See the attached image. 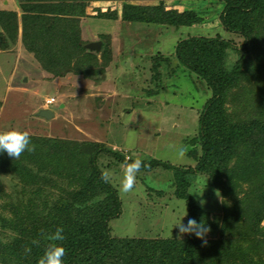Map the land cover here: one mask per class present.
<instances>
[{
    "label": "rangeland",
    "instance_id": "rangeland-1",
    "mask_svg": "<svg viewBox=\"0 0 264 264\" xmlns=\"http://www.w3.org/2000/svg\"><path fill=\"white\" fill-rule=\"evenodd\" d=\"M136 4L156 6L159 1L143 0ZM163 4L166 10H201L204 18L210 19L209 23L204 30L201 26L174 28L125 23L120 18L121 2H90L85 10L86 17L79 20L78 26L75 25V17H67L66 21H57V29L47 26V31L42 32L36 20L23 22V12L17 0H0V13L3 14L0 15V131L15 128L28 131L30 137L104 143L112 151H120L129 157L155 159L172 167H194L196 163L186 155L194 149L188 140L196 135L199 112L210 91L204 90L203 84L195 76L190 75L189 79L179 72L171 74L176 62L172 60L168 64L164 60L174 53L176 43L181 39L204 35L213 37L219 33L221 8L216 3L205 2L200 6L201 3L195 1L174 4L167 0ZM99 8L116 12V20L99 21L91 18ZM224 36L233 41L234 49L240 50L237 52L232 48L228 51L225 66L232 69L238 65L243 73L237 85L225 95L230 121L262 122L264 41L252 38L249 47L243 49L241 37ZM66 40H70L71 47ZM76 40L82 49L72 47L71 43H76ZM97 41L103 47L99 52L85 48L86 44ZM28 45L35 48L43 61L52 56L62 59L61 49L64 48L69 49V53L65 56L63 67L53 61L47 65L50 73L43 69L34 54L27 52L25 47ZM78 64L83 68L78 69ZM154 64L159 66L160 78L155 77ZM164 64L168 67L165 68ZM98 65H106L108 75L102 81H86L78 73L74 74L76 71L83 72L88 66L93 69ZM63 68L70 71L63 77L56 76ZM94 86L103 89L93 92ZM154 89L159 92L154 93ZM149 91L153 93L148 95ZM47 99H54V104L46 106ZM41 109L50 110L53 118L39 117L37 113ZM170 146L182 147L186 152L180 156L176 147ZM252 150L251 145L244 150L239 149L237 156L226 166L219 181L220 189H215L202 176L194 182L192 180L188 191L196 195L198 206L205 210L209 223L220 228L227 217L241 220L246 217L247 201L253 197L255 190H261L260 184H264V161L256 165L255 156H249ZM107 156L108 153L99 158V161H103L100 164L110 163L104 167L113 173L109 182L115 187L119 186L123 170L118 165V168L114 167L112 158ZM246 165L250 167L246 168L244 176L237 177L238 170L241 171ZM31 170L34 185H21L11 179L9 174H0V215L9 217L7 209L17 200L34 198L43 201L37 196L39 193L45 199L43 203L50 205V200L45 198L47 187L51 193L61 194L60 182L56 180V183L45 186L41 178L38 179V171L34 167ZM143 177L138 174L136 178V186L140 187V191L144 190L141 183ZM147 178L148 185H153V182L157 184L156 195L141 198L142 193L138 190L122 191L119 194L123 205L121 215L109 223L111 237L119 240L184 238L187 234L180 236L179 229L173 227L180 222L185 206L182 200L174 196V188L170 184L173 181L171 170L155 169ZM42 186L45 188L42 189ZM182 223L187 225V215ZM228 223L230 225L231 221L228 220ZM258 229L263 236L260 239L264 241V219ZM233 233V230H226L224 234L228 236L225 235L226 240L233 239L229 248L236 249L238 237ZM211 237L208 233L206 241ZM251 241L247 243L251 244Z\"/></svg>",
    "mask_w": 264,
    "mask_h": 264
},
{
    "label": "trees",
    "instance_id": "trees-1",
    "mask_svg": "<svg viewBox=\"0 0 264 264\" xmlns=\"http://www.w3.org/2000/svg\"><path fill=\"white\" fill-rule=\"evenodd\" d=\"M17 1L23 12V22L28 19L36 20V25L40 24L42 32L47 31V26L57 29V21H66L67 17H75V25L78 26L79 20L86 17L85 10L90 2H121L120 18L125 23L174 28L201 26L204 30L210 20L205 19L203 11L198 9H185L181 12L176 9L166 10L163 1L167 0H158L159 4L156 6L136 4L143 0ZM171 1L174 4L195 1L201 3L200 6L205 2L216 3L221 8L218 18L221 28L219 33L213 37L204 35L181 39L176 43L174 53L164 60L168 64L172 60L176 62L171 74L179 72L189 79L190 75L198 78L204 90L210 91V96L199 112L196 135L188 140V144L194 149L186 155L196 163L195 166L172 167L155 159L145 160L139 157L144 165L138 173L145 176L141 178L144 190L140 191L136 184L133 190L140 191L141 198H152L156 195L157 184L153 182L154 187L148 185L147 179L152 178H147V175L159 168L171 170L173 181L170 184L174 188V196L184 203L187 220L194 219L200 223L203 219L211 229V239L205 246L203 241L190 234L175 240L165 237L127 240L112 238L109 223L121 215L123 205L119 194L122 191L120 184L115 187L101 179L104 167L110 163L101 165L103 161H99V158L108 153L107 158H112L114 167L125 161L131 162L129 158H135L121 154L120 151H112L104 143L31 137V143L36 145L34 153L25 151L15 160L6 152H0V174H9L11 179L21 185H34L35 180L30 175L34 167L38 171V179L41 178L45 186L56 183V180L60 182L61 194L55 195L47 187L45 198L50 200V205L43 203L45 199L39 193L37 196L43 201L29 198L17 200L15 204L9 205V209L3 207L7 209L9 217L0 215V264H37L49 243L45 236L53 234L58 227L63 228L62 235L65 237L63 241L57 242L66 250L63 264H264V241L260 239L263 236L258 229L259 223L264 219V184H260L261 190H255L253 197L247 201L246 217L243 220L227 217L220 228L209 223L205 210L198 206L196 195L188 191L193 184L192 180L194 182L199 176L204 177L215 189H220L219 181L226 166L237 156L239 149L244 150L248 145L254 149L249 156H255V164L264 161V121L232 122L227 113L225 95L237 85L243 73L238 65L232 69L225 66L228 51L234 49V46L233 41L224 36L229 34L241 37L243 49L249 47L252 38L264 41V0ZM96 12L90 16L94 20L117 18L116 12L100 8ZM0 15L3 16L1 13ZM69 41L65 42L70 46ZM77 44L78 41L71 43L72 47L82 49L80 43ZM25 48L50 73L52 72L47 65L51 61L62 65L69 53V49L64 48L61 49L62 59L52 56L43 61L34 47L28 45ZM234 50L240 52L236 48ZM80 64L78 69L83 68V64ZM105 66L98 65L93 69L88 66L83 72L76 71L74 74L78 73L86 81L99 82L108 75ZM164 67L167 68L168 65L164 64ZM153 69L155 77L160 78L159 66L154 64ZM69 71L63 68L56 76L63 77ZM158 92V89H154V93ZM152 93L147 92L148 95ZM248 167L250 166L246 165L241 169L242 172L238 170L236 176L243 177ZM45 186L41 188L44 189ZM228 220L231 221L230 225ZM226 230H233V234L237 235L236 249L229 248L233 239L226 240ZM218 233L222 237L219 238ZM33 240H38L39 244H32ZM249 240H253L251 244L247 243ZM28 248L31 249L30 252L27 251Z\"/></svg>",
    "mask_w": 264,
    "mask_h": 264
},
{
    "label": "clouds",
    "instance_id": "clouds-1",
    "mask_svg": "<svg viewBox=\"0 0 264 264\" xmlns=\"http://www.w3.org/2000/svg\"><path fill=\"white\" fill-rule=\"evenodd\" d=\"M87 118V117H86ZM134 135V132H132ZM176 150L180 156H183L186 150L178 146ZM36 150V145L31 143L30 133L26 130L11 129L7 131H0V152H6L9 157L19 159L20 156L25 152L34 153ZM131 162L125 161L120 165L123 170V177L120 182L121 191L124 193L133 190L136 184L137 174L140 172L141 168L144 166L143 161L140 158H129ZM113 173L110 170H104L101 175V179L106 183L110 181ZM219 197V192H216ZM203 201L201 204L203 205ZM187 215L186 209L184 215L180 218V222L173 227L179 229L180 236L184 234L195 235L197 239L203 241L206 246L207 241L205 237L211 231L210 227L206 225V222L202 219L200 223H197L194 219H189L187 225L182 223L183 218ZM63 228H57L53 234L45 236V239L49 241L46 246L43 255L38 259L37 264H63V257L66 254L64 247L60 246L57 242H61L65 239L62 235ZM171 236V231H170ZM34 245H38V240H33L31 242ZM28 252L31 251L30 248L27 249Z\"/></svg>",
    "mask_w": 264,
    "mask_h": 264
},
{
    "label": "water",
    "instance_id": "water-1",
    "mask_svg": "<svg viewBox=\"0 0 264 264\" xmlns=\"http://www.w3.org/2000/svg\"><path fill=\"white\" fill-rule=\"evenodd\" d=\"M2 41V38L0 37V42ZM85 48L91 51H96L99 52L101 49V42L97 41V42H90L88 44L85 45ZM37 115L39 117L45 118V119H50L53 118V113L48 110V109H41Z\"/></svg>",
    "mask_w": 264,
    "mask_h": 264
},
{
    "label": "built area",
    "instance_id": "built-area-1",
    "mask_svg": "<svg viewBox=\"0 0 264 264\" xmlns=\"http://www.w3.org/2000/svg\"><path fill=\"white\" fill-rule=\"evenodd\" d=\"M54 102H55L54 99H47V100L45 101V104H46V106H50V105L54 104Z\"/></svg>",
    "mask_w": 264,
    "mask_h": 264
},
{
    "label": "crops",
    "instance_id": "crops-1",
    "mask_svg": "<svg viewBox=\"0 0 264 264\" xmlns=\"http://www.w3.org/2000/svg\"><path fill=\"white\" fill-rule=\"evenodd\" d=\"M98 85H100V84H98ZM95 87V86H94ZM99 89H103V88H101V87H99V86H97V87H95V89H94V91L93 92H97V91H101V90H99Z\"/></svg>",
    "mask_w": 264,
    "mask_h": 264
}]
</instances>
